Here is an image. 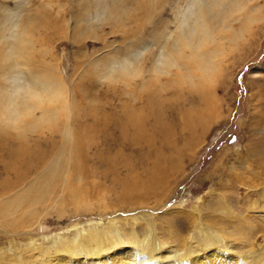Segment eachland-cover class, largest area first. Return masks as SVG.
I'll return each instance as SVG.
<instances>
[{
	"label": "rangeland",
	"instance_id": "obj_1",
	"mask_svg": "<svg viewBox=\"0 0 264 264\" xmlns=\"http://www.w3.org/2000/svg\"><path fill=\"white\" fill-rule=\"evenodd\" d=\"M176 1L113 2L128 33L100 23L106 19H93L84 34L81 22L74 27L73 18L87 19L84 10L96 13L102 0H0V36L7 34L8 14L11 23L19 21L20 31L31 16L38 28L32 31L35 49L22 53L19 70L27 80L33 79L32 72L57 77L69 102L65 110L58 104L57 116L46 120L37 108L17 126L0 113V199L32 189L34 200L23 206L38 201L35 188L42 184L36 181L59 150L80 153L84 165L82 172L76 168L80 178L68 181L66 191L51 184L47 202L37 204V212L26 221L21 207L12 208L19 210L14 218L20 227L11 230L0 223V256L13 259L18 247L30 260L36 252L31 246L53 249L57 236L74 237L91 228L107 227L125 241L136 230L142 239L148 221L158 237L174 246L178 237L194 234L201 210L224 232H236L246 243L252 240L250 250L240 249L244 253L262 250L257 246H264V221L256 206L264 208V71L253 72L264 66V5L252 13L259 18L248 21L249 26L229 23L246 33L231 41L233 32H226L225 56L217 58L212 76H204L205 84L189 78L191 83L178 84L168 81L174 76L163 74L140 89L139 79L127 87L98 75L112 58L121 59L148 40L155 44L174 19ZM149 53L142 54L144 60ZM204 103L205 114L198 118L190 109ZM142 120L143 132L137 129Z\"/></svg>",
	"mask_w": 264,
	"mask_h": 264
},
{
	"label": "bare ground",
	"instance_id": "obj_2",
	"mask_svg": "<svg viewBox=\"0 0 264 264\" xmlns=\"http://www.w3.org/2000/svg\"><path fill=\"white\" fill-rule=\"evenodd\" d=\"M118 1L102 0L97 12L94 14H90L87 9H83L87 14V19L81 20L79 16L74 17V27L80 21L84 30L83 33L87 34L90 31L93 19H97L95 22L106 19L100 23L107 22L113 28L118 29V31L120 30L124 34L128 33L124 29L126 24L123 18L118 17V15H121V11L115 10L112 5L113 2ZM133 1L137 0H120L123 5L125 4L123 2H126L124 6L131 4ZM182 1L184 2L183 4H181ZM175 3L176 5L173 6L174 19L167 22L174 25V30L170 29L167 24L165 25L167 27H164V32L157 37L155 44L148 40L149 42L145 45L134 47L135 49L132 48L133 50L131 49L121 59L112 58L111 61H116L115 64L106 63L99 70L98 75L101 79H107L112 83L114 81L122 82L127 87L133 86L139 79L141 89L153 79L159 81L161 75L170 74L169 77L174 76V78L168 81H174L178 84L182 82L181 84H183V82L189 81L186 79L189 78L191 80L196 79L198 81L197 84H203L206 81L204 76H212L210 74H214L215 69H217V58L225 56L226 52L223 49L224 43L222 44V41L226 40V32L228 30L233 32V37H230L231 41L240 39L246 33L243 32L245 29H239V27L235 29V26L233 27L229 23L242 21V23H247L248 25L250 23L248 21L253 20L254 22L258 20L259 17L254 16L252 13L261 12L264 5V2L262 3L260 0H179L178 3L177 1ZM192 5L196 6L193 7ZM139 6L141 5L139 4ZM124 9L126 10L127 7ZM10 12L11 9L8 10V13ZM123 12L128 15L127 11ZM9 18L10 14L7 15L5 25L6 30H8L7 34L0 36V45L5 47V49H2L3 51L0 50V70L6 84L5 87L0 88L1 91H4L0 97V113L4 117L5 122H11L14 126L18 125L20 118L31 115L37 108L42 109V119L46 120L57 116L55 111L59 108L58 104H62V107L64 106L62 109L64 110L65 106H69V102L65 100L67 96L64 92L63 83L56 79L57 77L53 78L50 76L48 78L35 72L31 74L33 79L27 80L25 75L19 70L20 67H23L21 66L23 65L22 62L19 60L22 53L30 54L35 49L36 40L33 39L35 37L33 30L37 28V25L32 23L35 17H29V22L25 23L26 25L21 31L18 28L19 21L15 20L11 23ZM142 39L144 40V38ZM142 39L141 41H143ZM151 44V47H147ZM155 46L158 48L155 49V52H152L151 48ZM142 48L144 50L138 51ZM135 51V55L129 58ZM146 51L151 53V57L144 60L142 54ZM196 71L200 74L196 73ZM257 71H264V66L259 65L253 73L255 74ZM133 98L136 100L137 95ZM46 103H48V106H46ZM205 106L206 104L203 108H191L190 111L196 112L197 116H195L201 118L203 117L202 114H205ZM10 107H12V110ZM143 125L144 120L141 122V127L137 129L143 132ZM138 126H140V121H138ZM64 154L69 156L66 161ZM56 155L47 164L43 174L36 181L42 184L35 188L36 195L39 193V196L36 197L38 201L32 202L28 206L29 208L23 206L26 202L34 200L31 198L34 192L32 189L25 192L22 191L23 193L20 194L17 193L18 195L8 200L6 199L7 201L0 199V217L2 218V220L0 218V223L3 226L6 228L10 227L11 230L20 227L17 224L15 225L16 219L14 218L19 210H12V208L21 207L22 213L20 214L25 220L37 212V204L47 202L48 195L52 192V187L48 192L51 184L58 183L59 188L63 191L66 189L68 181L72 180L71 182H73L76 177L80 178L75 171H77L76 168H80L82 172L84 165L79 157L81 154L75 156L72 151L67 152L62 149ZM61 170L65 172L64 175H59ZM32 187L34 188L33 184ZM45 191H47L46 195ZM54 203L58 204V201L56 200ZM194 209L199 210L198 206ZM201 212H197L200 214V220L197 219L198 222L194 234L189 239H186L185 236H177V243L174 246H172L173 243L158 237L155 229H153L152 222L148 221V227L142 239L138 237L136 230L128 234L125 241L115 237L113 231L107 227L106 229L91 228L83 230L81 234H75L74 237L70 235L57 236L50 245L53 249L48 246H31L36 252L30 260H27L17 247V256L12 259L1 255L0 262L2 264H264V246L261 248L257 246V248L262 250L244 253L240 249L250 250L252 240L249 239L250 242L246 243L244 241L247 240L239 238L236 232H224L223 228L216 224L215 219L206 220L204 218L205 215L203 214V216ZM256 212L264 221V208L256 206ZM124 229L129 230L127 228Z\"/></svg>",
	"mask_w": 264,
	"mask_h": 264
},
{
	"label": "snow or ice",
	"instance_id": "obj_3",
	"mask_svg": "<svg viewBox=\"0 0 264 264\" xmlns=\"http://www.w3.org/2000/svg\"><path fill=\"white\" fill-rule=\"evenodd\" d=\"M151 46H152V45L147 46V47H151ZM142 50H144V48H142V49H140V50H138V51H142ZM135 53H136V51H135L133 54H131V55L129 56V58H131L132 55H135ZM109 63H111V64H115L116 61H110Z\"/></svg>",
	"mask_w": 264,
	"mask_h": 264
},
{
	"label": "clouds",
	"instance_id": "obj_4",
	"mask_svg": "<svg viewBox=\"0 0 264 264\" xmlns=\"http://www.w3.org/2000/svg\"><path fill=\"white\" fill-rule=\"evenodd\" d=\"M193 7H195L196 5H192Z\"/></svg>",
	"mask_w": 264,
	"mask_h": 264
}]
</instances>
